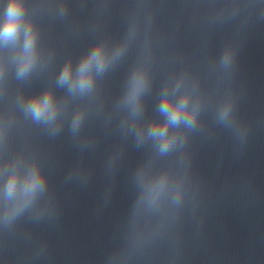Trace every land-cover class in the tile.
<instances>
[{
  "label": "clouds",
  "instance_id": "9594fccd",
  "mask_svg": "<svg viewBox=\"0 0 264 264\" xmlns=\"http://www.w3.org/2000/svg\"><path fill=\"white\" fill-rule=\"evenodd\" d=\"M23 18L22 13V5L19 0H11L10 4L8 5L7 12H6V20L3 24V27L0 28V37L4 39H12L14 38L20 30L21 21ZM32 34L31 32L28 33L26 48H30L32 45ZM96 61L99 67H103L104 57L103 54L99 49L94 51L90 58L86 60L80 67L79 70V79L73 82L74 87H79L81 89L86 88L90 84V76L88 73V69L90 64ZM31 62V58L24 61L22 71L25 70ZM71 69L66 67L61 75V81H68L70 77ZM31 110L34 112L37 118L48 115L51 116L53 114V107H52V99L51 95H45L42 98H36L33 100L32 104L30 105ZM162 111L166 112L169 116V122H175L181 119L182 114L185 111V103L182 101L179 104H173L171 100L166 96L163 100L162 104ZM167 128V124L162 127L157 128L154 132L155 135H159L164 138V146L167 147L169 143L168 138L165 136V131ZM39 183L38 177L32 176L29 180L28 187L35 188ZM16 187V178L15 176L9 182L8 188L9 192L14 190Z\"/></svg>",
  "mask_w": 264,
  "mask_h": 264
}]
</instances>
